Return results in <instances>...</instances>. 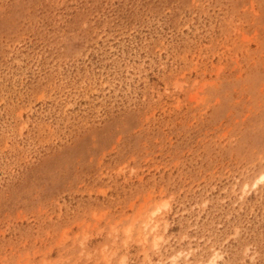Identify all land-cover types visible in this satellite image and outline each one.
Here are the masks:
<instances>
[{"label":"rangeland","instance_id":"1","mask_svg":"<svg viewBox=\"0 0 264 264\" xmlns=\"http://www.w3.org/2000/svg\"><path fill=\"white\" fill-rule=\"evenodd\" d=\"M0 264H264V0H0Z\"/></svg>","mask_w":264,"mask_h":264},{"label":"bare ground","instance_id":"2","mask_svg":"<svg viewBox=\"0 0 264 264\" xmlns=\"http://www.w3.org/2000/svg\"><path fill=\"white\" fill-rule=\"evenodd\" d=\"M144 224H145V227H147L149 223H148V221H147V222H146V223H144ZM150 232H151V231H150Z\"/></svg>","mask_w":264,"mask_h":264}]
</instances>
